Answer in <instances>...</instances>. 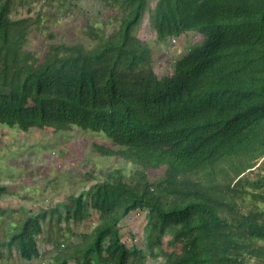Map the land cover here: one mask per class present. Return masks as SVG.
<instances>
[{
	"label": "trees",
	"instance_id": "16d2710c",
	"mask_svg": "<svg viewBox=\"0 0 264 264\" xmlns=\"http://www.w3.org/2000/svg\"><path fill=\"white\" fill-rule=\"evenodd\" d=\"M15 1L0 0V125L101 132L113 145L94 149L133 165L69 196L68 217L97 213L80 233L85 261L76 264H129L138 250L127 248L118 223L137 208L148 236L171 226L172 240L183 242L165 264H244V251L256 254L240 235L264 237V218L234 199L246 187L264 199V175L244 177L264 161V0H156L158 41L204 35L167 79L147 67L150 50L133 35L147 0H111L124 12L116 30L90 27L92 47L49 44L41 57L25 46L31 21L10 15ZM159 167L152 181L145 170ZM39 214L24 210L9 233L24 259L39 252ZM68 257L58 253L51 264Z\"/></svg>",
	"mask_w": 264,
	"mask_h": 264
},
{
	"label": "rangeland",
	"instance_id": "374dc122",
	"mask_svg": "<svg viewBox=\"0 0 264 264\" xmlns=\"http://www.w3.org/2000/svg\"><path fill=\"white\" fill-rule=\"evenodd\" d=\"M156 0H147L140 22L133 29L138 42L150 50L147 65L153 74L167 79L175 65L192 49L200 45L204 35L187 31L160 42L153 24ZM118 2L111 0H16L12 18L31 21L26 48L41 57L49 44L81 43L92 47L96 40L88 29L109 34L116 30L123 16ZM95 143L113 145L103 133L72 127L55 131L50 127L30 128L0 125V264H51L58 253L69 254L67 264L85 261L77 250L82 241L80 233L95 224L97 213L83 219L68 217L69 196L75 194L112 168H121L129 175L133 165L117 156L101 155ZM264 161L259 158L245 173L251 181L264 175ZM152 181L163 174V167L145 170ZM245 185V184H244ZM264 192V190L262 191ZM246 187L234 200L241 212L257 210L264 218V199ZM236 208V209H237ZM237 209V210H238ZM25 212H40L42 232L37 237L39 252L30 259L19 255L10 235ZM120 237L131 251L129 264H165L168 254L182 250V241L172 240L173 227L148 236V217L145 210H130L118 223ZM254 252H243L244 264H264V237H246ZM101 264H111L110 262Z\"/></svg>",
	"mask_w": 264,
	"mask_h": 264
}]
</instances>
